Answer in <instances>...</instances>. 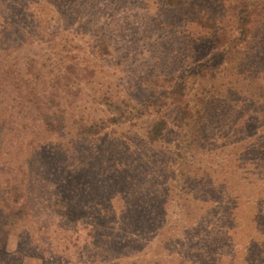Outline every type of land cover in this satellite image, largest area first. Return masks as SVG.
<instances>
[{
    "label": "trees",
    "instance_id": "obj_1",
    "mask_svg": "<svg viewBox=\"0 0 264 264\" xmlns=\"http://www.w3.org/2000/svg\"><path fill=\"white\" fill-rule=\"evenodd\" d=\"M18 1L0 0V224H24L36 208L35 184L40 178L33 179L23 164L15 163L13 152L6 147L21 134L25 138L21 145L36 147L33 155L43 157L52 174L68 179L76 174L81 192L88 187L92 195L108 191L107 196L116 194L125 200L127 194L133 198L136 213L131 224L136 230L123 241L137 242L134 238L159 230L164 233L168 206L215 205L216 197L225 192L218 182L220 177L215 176L218 170L211 163H195V158L218 139L215 131L222 115L217 93L219 74L223 65L232 63L237 51L239 74L248 83V104L246 100L237 102L238 110L244 115L247 106L248 130L253 126L259 129L251 136L258 141L264 138V52L259 58L253 52L256 45L264 51V0H50L54 24L39 22L46 35L65 29L69 34L88 37L86 50L71 56L54 77L34 60L22 67L18 57L12 56L10 44L21 47L32 35L25 25L38 22L37 13L29 14L28 10L23 15L21 8V17L16 12ZM151 5L162 13L154 15ZM140 10L145 12L147 26L179 29L182 60L170 73H157L149 76L150 80L142 78L140 83L148 88L144 100L130 105L129 95L133 93L129 90L126 104L120 107L115 98L123 85L110 79L106 86L96 87L97 77L107 73L113 59L108 58L117 49L111 32L117 28L122 31L132 17L135 22L142 19ZM77 12L82 13V20L76 29ZM172 14L181 15L179 24ZM89 16H110L109 21H113L107 30L89 33L83 29V19ZM26 20L28 24H24ZM128 25H133L132 20ZM247 47L248 54L241 52ZM92 59L103 62L92 66ZM114 69L119 72L116 66ZM132 135L141 136V146H136ZM83 141L95 142L98 165L91 170L75 155ZM130 141L135 144L132 152L137 157L129 154L125 161L119 156L130 150H122ZM199 186L203 193L196 195ZM56 205L53 208L61 217L76 215L58 202ZM184 246L197 251L194 246Z\"/></svg>",
    "mask_w": 264,
    "mask_h": 264
},
{
    "label": "rangeland",
    "instance_id": "obj_2",
    "mask_svg": "<svg viewBox=\"0 0 264 264\" xmlns=\"http://www.w3.org/2000/svg\"><path fill=\"white\" fill-rule=\"evenodd\" d=\"M18 2L16 12L23 8V15L28 10L29 14L37 13L38 22L28 24L27 20L24 21V24H28L25 25L27 32L32 35L21 47L15 48L16 44H10L14 48L12 56L18 57L22 67L26 66L27 61L34 60L49 77L58 75L71 56L76 53L81 55L86 50L88 37L69 34L65 29L46 35L39 22H46L50 26L54 24L50 0ZM151 9L154 15L162 13L156 5H151ZM140 13L142 19L138 22L130 18L132 27L127 22L122 31L117 28L111 32L117 40V49L111 55L113 57L108 58L113 59L107 73L97 77L96 87L106 86L110 79L114 84L117 83L114 81H118L123 85V91L115 98L120 107L126 104L129 90L133 93L129 95L132 96L130 105L144 100L148 88L140 83L142 78L148 80L149 76L157 73H170L179 68L182 60V44L177 39L180 37L179 29L165 26L154 29L146 25L147 19H143L145 12L140 10ZM75 15L79 17L78 23L75 22L77 29L82 13ZM170 16L175 23L181 22V15ZM110 18L86 17L83 19V29L89 33L107 30V25L113 21H109ZM88 20L92 21L85 24ZM53 30H57V27ZM260 46L256 45L253 50L257 52V58L264 52ZM259 50L262 51L259 53ZM241 52L248 54V47ZM238 53L232 57V63L222 66L219 74L217 93L222 115L215 131L218 139L215 143H208L205 154L195 158V163H211L210 166L218 170L215 176L220 177L218 182L222 183L225 192L216 197L218 201L215 205L168 206L163 222L164 233L160 230L141 233L140 238H134L137 242L123 241L129 232L136 230L131 224V218L136 213L133 198L127 194L125 200L116 194L107 196L110 194L108 191L107 195L99 192L92 195L88 187L81 192L77 187L80 179L76 174L72 179L52 174L47 161L33 155L36 147H23L25 138L21 134L19 139L6 147L8 152H13L11 156L15 163L23 164L33 179L40 178L35 184L38 194L33 195L36 208L33 216L24 224H0V264H264V138L262 141L256 140L255 136L259 133L256 126L248 130L247 106L245 116L238 110L240 105L237 106V102L241 104L246 100L245 105L248 104V83L239 74ZM102 62L89 60L92 66ZM115 66L119 72H114ZM229 105H232L231 108ZM113 111L117 113L119 109L113 107ZM253 134L255 136H251ZM131 137L138 143L136 146H141V136ZM132 142L123 146L122 150L127 147L130 150L119 158L127 161L129 154L134 159L137 157L132 152L135 148ZM95 149V142L83 141L75 153L88 170L98 165ZM85 190L87 193L83 195ZM195 193H203V187L199 186ZM57 202L59 206L68 207L71 215H76L71 218L58 215L57 209L53 208ZM128 224L131 225L128 227ZM187 244L197 251L185 249L184 245ZM174 249L179 252L174 253ZM125 253L134 254L121 255Z\"/></svg>",
    "mask_w": 264,
    "mask_h": 264
}]
</instances>
